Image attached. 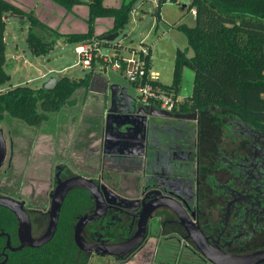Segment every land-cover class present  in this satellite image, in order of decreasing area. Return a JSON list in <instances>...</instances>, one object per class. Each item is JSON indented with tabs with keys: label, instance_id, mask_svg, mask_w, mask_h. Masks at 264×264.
<instances>
[{
	"label": "flooded vegetation",
	"instance_id": "1",
	"mask_svg": "<svg viewBox=\"0 0 264 264\" xmlns=\"http://www.w3.org/2000/svg\"><path fill=\"white\" fill-rule=\"evenodd\" d=\"M92 79L93 75L88 90L84 89L85 95L92 85L98 90L104 86L102 78H95L91 84ZM105 95L99 91L90 93L89 99L83 98L79 104L73 96V104L52 114L57 126L46 132L28 126L37 129L36 134L21 136L19 144L9 134L6 158L0 169V193L24 202L32 234L31 215L47 214L50 219L52 195L60 182L74 176L93 177L133 201L106 190L110 206L104 215L83 228L85 239L91 243H125L138 238L149 207L165 202L172 208L158 207L152 211L140 243L129 253L114 255L117 260L126 262L148 249L146 264H188V257L198 264H218L210 262L205 254L224 260L231 255L259 252L262 261L254 264H264V131L223 110L207 114L206 110L174 108L173 112H190L195 120L150 123L144 129V137L143 131L133 134L134 139L137 135L139 139L135 144L106 146L143 151L141 160L109 157L104 154L102 137H97V124L100 120L102 123L109 107ZM174 100L180 103L183 99ZM63 112L67 113L66 120L62 119ZM173 132L177 137H165ZM178 157L189 160L178 165L174 160ZM77 189L85 192L88 204H84V199L77 211L69 206L73 212L72 237L78 219L95 209L91 192L82 186L69 190L62 208ZM189 219L201 232L198 244L185 228ZM78 252L87 262L96 254L79 248Z\"/></svg>",
	"mask_w": 264,
	"mask_h": 264
},
{
	"label": "trees",
	"instance_id": "2",
	"mask_svg": "<svg viewBox=\"0 0 264 264\" xmlns=\"http://www.w3.org/2000/svg\"><path fill=\"white\" fill-rule=\"evenodd\" d=\"M67 11L81 4L87 6L85 18L87 30L63 33L53 28L35 14L13 0H0V87L11 79L7 65V18L18 16L30 22L27 44L30 51L40 56L54 48L58 38L76 46L98 40L108 47L111 42L103 37L112 32L124 31L130 20L135 0H121L118 6L107 5L106 0H51ZM167 0H158L157 14ZM189 10H194L196 24H178L188 40V46L178 49L175 57L173 78L170 84L150 77L152 49L149 47L146 81L154 90L170 93L178 98L185 67L194 71L193 89L175 109L223 110L238 119L264 131V0H191ZM111 18L112 27L101 34L96 32L98 18ZM40 27L53 34L48 39L36 31ZM114 46V45H113ZM117 50L120 46L115 45ZM132 48H130L131 50ZM193 51L188 55L189 50ZM98 57L93 59L95 62ZM101 61V60H100ZM93 69L84 77L61 76L53 88L32 87L19 84L7 91L0 90V122L6 117L21 120L29 127L40 125L63 106L74 103L75 92L88 90ZM151 101H158L154 96ZM88 204L83 190H75L61 211L58 228L53 239L37 248L24 247L11 251L6 248L7 236L0 235V252L5 249L8 260L5 264H88L85 256L79 254L72 237V209L79 210V203ZM87 200V201H86ZM18 221L8 208L0 206V234L11 237L12 245H18ZM4 256H0V261Z\"/></svg>",
	"mask_w": 264,
	"mask_h": 264
},
{
	"label": "rangeland",
	"instance_id": "3",
	"mask_svg": "<svg viewBox=\"0 0 264 264\" xmlns=\"http://www.w3.org/2000/svg\"><path fill=\"white\" fill-rule=\"evenodd\" d=\"M14 2L24 6L27 9H33L35 14L42 18L44 22L57 28L60 32L71 33L74 31H85L87 24L84 18L87 6L81 4L76 6L73 11H67L64 7L51 0H13ZM120 1V0H119ZM191 0H167L161 7L160 15L157 14L158 0H135L133 8L130 12V20L125 25L124 31L119 36L111 41L108 47H104L97 40L100 54L111 57L116 51L115 45L120 46L119 54L124 57L131 55L130 48L141 49L150 47L152 49V75L160 79L165 84H170L173 78V70L175 57L178 49L184 50L188 46L186 34L178 28V24L186 23L193 26L196 24L195 13L189 10ZM105 3L108 5L107 1ZM184 5L186 7H184ZM100 20H104L106 24L111 25L108 17L98 18L96 31L104 33L107 30L106 25H103ZM100 22V23H98ZM30 22L23 20L21 17L10 15L7 18L6 40L7 46V65L6 70L10 73L11 79L6 82L0 90L7 91L10 87L19 84H28L32 87H41L51 77L67 75L71 78L84 77L92 71V68L83 67L79 64V55L76 52V45L61 37L53 49L46 54L34 55L27 44V34L29 31ZM40 34H44L48 39L53 37V34L48 30H43L40 27L36 28ZM94 43V42H93ZM114 45V46H113ZM190 49L188 55H192ZM94 73H101L110 83H116L128 88V92L133 96H138L140 93L131 81L125 76L122 71L113 69L111 65L105 67L101 62L96 61ZM194 71L190 67H185L183 73V81L179 99H184L192 93ZM84 89L81 88L74 93L77 104L85 101L87 95L84 94ZM107 97V95H105ZM181 96V97H180ZM86 97V98H85ZM172 97V94H171ZM92 102V106H93ZM221 111V110H218ZM215 112L214 109L207 110L206 113ZM207 113V114H208ZM217 113V112H216ZM213 116H215V114ZM65 112L62 113V119L66 120ZM56 118L51 115L46 121L35 126L40 131L46 132L51 126L56 125ZM97 137L101 136V120L97 124ZM3 128L7 142H9V134H13L18 144L21 142V136H34L37 129H30L21 120L11 117H6L4 122H0ZM96 137V138H97ZM19 147V145H18ZM18 170L20 165L16 167ZM113 171V170H111ZM115 172V171H114ZM120 179V177H118ZM33 220V233L35 236L41 235L49 221L48 215L40 217L31 215ZM151 247V245L147 246ZM166 249V247H163ZM168 249V248H167ZM145 249L141 254L132 257L126 262H121L111 255L94 254L88 261V264H146L145 260L149 259L150 253ZM190 256V255H189ZM188 264H198L195 259L188 257ZM191 260L194 263H191Z\"/></svg>",
	"mask_w": 264,
	"mask_h": 264
},
{
	"label": "water",
	"instance_id": "4",
	"mask_svg": "<svg viewBox=\"0 0 264 264\" xmlns=\"http://www.w3.org/2000/svg\"><path fill=\"white\" fill-rule=\"evenodd\" d=\"M8 18V16H6ZM120 32H112L103 37L105 41H114ZM95 78H102L104 81L103 88L99 89L100 93L107 95L106 103L109 104V107L104 112V119L101 123V137L104 143V154L109 155V157H116L115 155H120L122 157H133V158H144L143 151H127L123 149H107L106 146L110 143L111 145H130V143L135 144V141H139L138 135L133 138V134L137 132L143 131L144 129L150 125V123H165L164 121H187V120H195V116H191L190 112H173L166 110L157 106L154 103L145 102L138 98V96H133L128 92V88L125 86H121L116 83H110L107 78L101 76L100 74H94L91 84L94 82ZM58 77H51L47 80L42 87L44 88H53L55 84L58 82ZM155 94L164 98H170L171 94L155 91ZM113 130L115 133L112 135L110 131ZM179 132V131H177ZM182 132V131H180ZM176 132H173L169 135H165V137L172 138L175 136ZM181 134V133H180ZM177 137V136H175ZM142 138V136H141ZM143 141V138H142ZM141 141V142H142ZM182 142V140H181ZM143 144V142H142ZM191 148H187L190 150ZM7 154V142L4 134L3 128L0 126V169L4 164L5 158ZM114 155V156H113ZM173 160V159H172ZM177 160L178 165L186 164L189 159H183L181 157L174 158ZM173 160V161H174ZM142 162V161H141ZM175 163V161H174ZM177 176V175H172ZM175 180V178H172ZM82 186L89 190L92 194V198L95 200V209L91 213H86L82 215L74 227V242L80 250L96 253L98 255H119L120 253H129L135 245L140 243L141 239L144 237L147 221L150 218V214L156 208L160 207H170L169 204L162 202L155 205H152L148 208L147 215L144 219V230L141 231V236L136 238H131L129 241L125 243H108L105 240L100 243H91L87 241L83 235V228L85 225L100 216L104 215L107 208L110 206V199L106 195V190L112 192L114 195L121 197L124 200L129 202L133 201L128 197H125L112 188H110L105 182H97L93 177H85V176H74L66 179L59 183V185L54 190L52 195V203L49 209V222L46 228V231L43 235L39 237H35L32 234V222L29 216L28 211L24 206V202L14 198L12 196H8L0 193V206L8 208L13 214L16 216L18 221V245H12L11 237L8 233H1L0 235L7 236L6 248L11 251L21 250L24 247L37 248L43 246L44 244L49 243L56 234L62 204L64 199L73 187ZM147 189V185L145 186ZM172 200H176L173 196H169ZM171 208V207H170ZM172 209V208H171ZM188 218H190L188 216ZM190 221L185 222V228L189 233V237H191L195 244H198V237L201 236V232L198 227H195V224ZM5 248V249H6ZM5 249L3 252H0V256H4V258L0 261V264H5L8 260V254ZM210 262L225 264L228 261V264H254L260 263L262 259L259 252L251 254V255H231L226 257L224 260H216L212 258L210 255L205 254Z\"/></svg>",
	"mask_w": 264,
	"mask_h": 264
},
{
	"label": "built area",
	"instance_id": "5",
	"mask_svg": "<svg viewBox=\"0 0 264 264\" xmlns=\"http://www.w3.org/2000/svg\"><path fill=\"white\" fill-rule=\"evenodd\" d=\"M93 42L83 43L76 46V52L79 55V64L85 68L89 67L93 69V59L94 57H98L101 61H97L101 62L105 67L111 65L113 69L122 71L125 74L129 81H131L138 89L140 93L138 98L145 102L154 103L166 110H174L175 104L177 103L175 101L177 100L172 99V97L167 99L156 95L155 91L158 90H154L153 86L146 81L147 77H149V74H147L148 47L141 49L132 48L129 57L122 56L119 54V50L115 48L117 52L109 57L108 55L100 54L97 40H94ZM151 76L153 77L152 73H150V77ZM153 96L157 98L158 101L151 102L150 98Z\"/></svg>",
	"mask_w": 264,
	"mask_h": 264
},
{
	"label": "crops",
	"instance_id": "6",
	"mask_svg": "<svg viewBox=\"0 0 264 264\" xmlns=\"http://www.w3.org/2000/svg\"><path fill=\"white\" fill-rule=\"evenodd\" d=\"M107 1V3H108V5H112V6H118L120 3H121V0L119 1V0H106ZM184 7H186L185 5H184ZM87 10L88 9H86V13H85V15H84V18H86V15H87ZM193 12H194V10H192ZM42 19V18H41ZM110 21H111V25H107L106 24V22L103 20H100V21H102L101 23L103 24V25H106V27H107V30H109L111 27H112V25H113V20L111 19V18H108ZM97 21H98V19H97ZM98 23H100V22H98ZM96 24H97V22H96ZM87 30V29H86ZM85 30V31H86ZM74 32H84V31H74ZM97 32V34H100V33H98V31H96ZM93 72H95L94 71V68H93ZM152 73V72H151ZM94 74H97V73H92V75H94ZM98 74H100L101 76H103L101 73H98ZM91 75V76H92ZM104 77V76H103ZM153 77L154 78H156V76H154L153 75ZM134 85V84H133ZM135 86V85H134ZM96 87V85H92L90 88L91 89H89V92L90 93H96V92H98V89L97 88H95ZM181 97V96H180ZM179 99V98H178ZM179 100H181V99H179ZM151 102H153V101H151Z\"/></svg>",
	"mask_w": 264,
	"mask_h": 264
}]
</instances>
